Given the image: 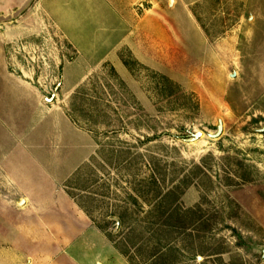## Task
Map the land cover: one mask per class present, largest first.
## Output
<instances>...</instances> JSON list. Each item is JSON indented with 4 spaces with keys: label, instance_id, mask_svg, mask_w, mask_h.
Segmentation results:
<instances>
[{
    "label": "rangeland",
    "instance_id": "rangeland-1",
    "mask_svg": "<svg viewBox=\"0 0 264 264\" xmlns=\"http://www.w3.org/2000/svg\"><path fill=\"white\" fill-rule=\"evenodd\" d=\"M129 9L133 41L118 63H75L33 0L0 20V72L40 88L90 137L92 155L63 188L115 264H264V0ZM220 118L222 133L208 136ZM193 130L204 134L184 141Z\"/></svg>",
    "mask_w": 264,
    "mask_h": 264
},
{
    "label": "crops",
    "instance_id": "crops-1",
    "mask_svg": "<svg viewBox=\"0 0 264 264\" xmlns=\"http://www.w3.org/2000/svg\"><path fill=\"white\" fill-rule=\"evenodd\" d=\"M133 1L41 4L44 17L76 49L72 62L118 63L119 48L133 41L127 25ZM141 27L149 33L148 25ZM22 81L0 72V264H54L58 252L75 264H115L116 248L63 188L92 155L90 137L63 106Z\"/></svg>",
    "mask_w": 264,
    "mask_h": 264
},
{
    "label": "water",
    "instance_id": "water-1",
    "mask_svg": "<svg viewBox=\"0 0 264 264\" xmlns=\"http://www.w3.org/2000/svg\"><path fill=\"white\" fill-rule=\"evenodd\" d=\"M33 0H7V4H9L11 7H15V9L9 11L8 9L5 10L6 12L3 14H0V20H10L12 18H15L19 16L32 2ZM223 129V121L220 118L217 123L216 130L213 132H208L207 135L214 138L218 137L222 133ZM262 130H264V126L261 127ZM203 131L201 130H193L187 136L183 137L184 141L186 142H194L200 139L203 136ZM263 256H264V248H263Z\"/></svg>",
    "mask_w": 264,
    "mask_h": 264
},
{
    "label": "trees",
    "instance_id": "trees-1",
    "mask_svg": "<svg viewBox=\"0 0 264 264\" xmlns=\"http://www.w3.org/2000/svg\"><path fill=\"white\" fill-rule=\"evenodd\" d=\"M153 137H146V140H152Z\"/></svg>",
    "mask_w": 264,
    "mask_h": 264
},
{
    "label": "bare ground",
    "instance_id": "bare-ground-1",
    "mask_svg": "<svg viewBox=\"0 0 264 264\" xmlns=\"http://www.w3.org/2000/svg\"><path fill=\"white\" fill-rule=\"evenodd\" d=\"M199 140V139H198ZM195 142V141H194Z\"/></svg>",
    "mask_w": 264,
    "mask_h": 264
}]
</instances>
